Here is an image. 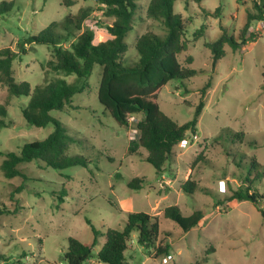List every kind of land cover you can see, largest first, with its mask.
Listing matches in <instances>:
<instances>
[{
    "label": "rangeland",
    "instance_id": "1",
    "mask_svg": "<svg viewBox=\"0 0 264 264\" xmlns=\"http://www.w3.org/2000/svg\"><path fill=\"white\" fill-rule=\"evenodd\" d=\"M0 1L12 2L11 11L0 16V49L17 52L18 42L79 8H89L82 30L92 31L95 42L111 38L107 27L113 17L105 16L92 0H71L69 7L61 0ZM136 2L132 29L125 36L127 51L121 56L126 66L138 62L134 43L139 35L146 31L162 34L157 22L146 14L149 0ZM173 7L186 29V49L178 61L205 73L169 81L159 92L158 104L173 121L183 124L192 118L200 100L199 89L210 78L195 131L186 133L187 139L173 148L156 174L136 141L134 124L142 116L131 117L125 128L116 125L97 100L101 66L94 65L89 87L75 94L63 110L51 111L76 140L69 143L67 154L87 158V167L55 170L39 161L21 163L18 167L24 169L27 180L4 179L0 172V209L7 211L0 214V264H67L63 255L68 238L91 244L89 225L100 233L107 228L121 229L128 213L154 216L171 205H177L183 216L200 210L203 217L196 227L183 232L175 222L160 216V228L168 234L161 233L160 238L169 245L168 255L157 256L152 249L142 248L134 234L124 253L127 264H264L260 211L250 201L226 202L250 161L262 166L254 187L264 195V22L252 21L250 29L259 36L254 42L235 50L224 44V54L212 69L205 43L217 39L223 30L238 38L246 13H257L254 0H175ZM199 28L204 31L196 37ZM73 40L69 37L62 46ZM24 46L26 54L18 55L12 64L15 81L34 87L58 77L67 82L75 79L47 67L52 59L49 45L33 42ZM6 94L0 85V103ZM27 101L24 96L11 97L6 107L8 123L0 129L2 155L18 153L23 143L42 140L54 130L53 123L35 127L25 122L21 108ZM134 177L142 180L141 188L127 187ZM187 179L197 184L190 194L181 189ZM21 184L23 189L14 192ZM261 203L264 211V201ZM104 238L98 235L92 255L83 264H102L96 254Z\"/></svg>",
    "mask_w": 264,
    "mask_h": 264
},
{
    "label": "trees",
    "instance_id": "2",
    "mask_svg": "<svg viewBox=\"0 0 264 264\" xmlns=\"http://www.w3.org/2000/svg\"><path fill=\"white\" fill-rule=\"evenodd\" d=\"M92 1L99 5L105 16L113 17L112 23L107 27L111 38L95 42L92 31L82 30L83 22L89 16V8H79L75 14L68 13L62 21L52 22L38 34L30 36L24 42H18L17 52L8 47L0 49V85L7 91L4 102L0 103V129L7 126L6 107L11 97L21 96L28 98L21 108L22 116L28 125H54V130L44 139L23 143L18 153L6 152L3 156L0 152L3 156L0 172L4 179L21 177L27 180L24 169L18 165L31 161L42 162L46 167L55 170L71 166L87 167V158L78 154H67L69 143L76 140L52 117L51 111L63 110L75 94L83 93L89 87L88 78L96 64L101 66L97 88L99 104L119 127H127L130 118L135 115L142 116L134 124L137 131L136 141L146 152L145 162L153 167L156 174L162 171L173 148L187 139L186 133L195 131L197 118L203 107V97L211 83L210 78L199 89L200 100L189 121L177 124L161 111L158 104L159 92L169 81L184 80L205 73V70L183 67L178 61V55L186 49L183 40L186 29L180 14L174 12L175 0H149L146 14L157 22L162 34L146 31L136 38L134 48L139 58L132 66L123 65L121 56L127 51L125 36L132 29L137 9L136 0ZM193 1L200 3L202 0ZM61 3L66 7L72 5L71 0H61ZM11 5L12 2L0 1V16L8 14ZM254 7L257 13H246L238 38L223 30L217 39L205 43L211 53L212 69L224 54V44L235 50L259 37L250 28L254 20L264 22V0H258V3L254 0ZM58 28L64 33L57 31ZM203 31V28H199L194 32V36H201ZM69 37L74 40L70 41L68 46H62L63 42H68ZM33 42L52 48V59L46 62L50 70L64 76L74 75L75 79L67 82L58 77L34 87L26 81H15L12 76L13 61L18 55L26 54L25 44ZM248 164L247 168L243 166L244 175L240 179V185L226 202L234 199L250 201L264 218L261 206L264 195L254 187L255 182L261 178L262 166L256 161H250ZM141 182L140 178L134 177L127 183V187L139 189ZM21 189L23 184L16 187L14 192ZM181 189L190 194L197 189V184L187 179ZM5 212L7 211L0 209V214ZM160 216L175 222L183 232H187L198 225L203 213L196 210L183 216L177 205H171L165 207L161 214L154 216L145 212L128 213L121 229L107 228L104 233H100L89 225L92 233L91 244L68 238L63 257L67 264H83L92 255V247L98 235H101L105 238L96 254L98 261L102 264H127L124 253L134 234L137 244L142 248L152 249L157 256L168 255L169 245L163 243L160 238L161 233L168 235L160 228Z\"/></svg>",
    "mask_w": 264,
    "mask_h": 264
},
{
    "label": "built area",
    "instance_id": "3",
    "mask_svg": "<svg viewBox=\"0 0 264 264\" xmlns=\"http://www.w3.org/2000/svg\"><path fill=\"white\" fill-rule=\"evenodd\" d=\"M195 137V136H194Z\"/></svg>",
    "mask_w": 264,
    "mask_h": 264
}]
</instances>
